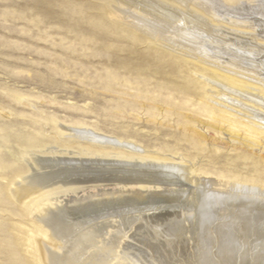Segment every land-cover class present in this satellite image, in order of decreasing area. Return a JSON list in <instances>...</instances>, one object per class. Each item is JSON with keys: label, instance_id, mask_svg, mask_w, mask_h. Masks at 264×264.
Masks as SVG:
<instances>
[{"label": "rangeland", "instance_id": "rangeland-1", "mask_svg": "<svg viewBox=\"0 0 264 264\" xmlns=\"http://www.w3.org/2000/svg\"><path fill=\"white\" fill-rule=\"evenodd\" d=\"M263 78L264 0H0V264H264Z\"/></svg>", "mask_w": 264, "mask_h": 264}, {"label": "bare ground", "instance_id": "bare-ground-1", "mask_svg": "<svg viewBox=\"0 0 264 264\" xmlns=\"http://www.w3.org/2000/svg\"><path fill=\"white\" fill-rule=\"evenodd\" d=\"M202 63V62H201ZM224 71V70H223ZM224 73V72H223ZM227 72H225V74H226ZM240 78H241V76H240ZM264 79V78H263ZM211 82V81H210ZM255 82H257V81H255ZM209 83V82H208ZM243 86V85H242ZM241 86V87H242ZM228 88V87H227ZM253 92V91H252ZM226 96V95H225ZM235 123H237V121H235ZM246 128H247V131H246V133H247V135H250L251 137H264V131L262 130V129H260L259 127H257V126H254V125H247V126H245ZM81 130V129H80ZM111 139V138H110ZM64 147V146H63ZM46 151V150H45ZM59 151V150H58ZM30 157V156H29ZM54 163V162H53ZM63 171V170H62ZM129 172V171H128ZM3 179V178H2ZM6 181V180H5ZM17 181V180H16ZM207 181V180H206ZM62 182V181H61ZM17 183V182H16ZM222 183H224V182H222ZM210 184V183H209ZM247 185V184H246ZM210 186V185H209ZM208 185H205V186H202L203 188L201 189V192H200V195H201V202H200V207H199V211H200V216L201 217H203L204 218V220L206 221V222H209L210 224H213L214 222H215V220H216V218H217V212H219V219H221L222 218V216H223V213L224 212H229V214H230V212L234 209H236L238 206H245L247 203H249V205H250V202H253L252 200H250V195H255V197H256V195L258 194V192L256 191H254V190H251L250 188H247V187H245V186H243V185H239V184H232V186L230 187V189H229V193H226V194H222V192L221 193H217V191L216 192H214V191H212V190H210V189H212V188H210ZM220 186H221V184H220ZM224 186H225V184H224ZM223 186V187H224ZM222 188V187H221ZM26 189V188H25ZM190 190V189H189ZM214 190V189H213ZM259 190V189H258ZM199 191V190H198ZM50 192V191H49ZM48 196V195H47ZM261 196V195H260ZM254 197V196H253ZM40 198V197H39ZM39 198H37V199H39ZM252 198V197H251ZM36 199V200H37ZM255 199V198H254ZM257 199V198H256ZM259 199V198H258ZM35 201V200H34ZM33 201V202H34ZM180 201V200H179ZM34 203H36V202H34ZM254 203V202H253ZM33 203H31V204H25V209H27V210H29L30 208H31V205H32ZM35 205V204H34ZM252 205V204H251ZM24 206V205H23ZM34 207V206H33ZM245 207H247V206H245ZM249 207V206H248ZM255 207H257V204H256V206ZM238 209V208H237ZM236 209V210H237ZM246 209H249V208H246ZM26 210V211H27ZM247 211V210H246ZM50 212V211H49ZM61 212V211H60ZM213 212V213H212ZM53 213V212H52ZM116 214V213H115ZM120 214V213H119ZM225 214V213H224ZM228 214V215H229ZM253 215H251V218H253L252 219V221H253V225H252V231H254L255 233H258V235L261 237V238H263V240L262 241H264V206L263 205H259L258 206V209H256L255 211H253V213H252ZM179 215V214H178ZM52 216V215H51ZM56 216V215H55ZM249 216V215H248ZM45 218V217H44ZM224 218V217H223ZM41 219V218H40ZM95 220V219H94ZM45 221V223H46V226L49 228V229H51L53 232H54V239L55 238H63L64 240H66L65 239V236H67V235H70V228H69V226L63 221V220H61V219H58V218H47V219H45L44 220ZM66 221V220H65ZM201 221H203V220H201ZM229 221H230V219H229ZM39 222V221H38ZM202 223H204V221L202 222ZM208 223V224H209ZM239 223V222H238ZM207 224V225H208ZM206 225V226H207ZM41 229V228H40ZM245 229V228H244ZM38 230V229H37ZM78 230V229H77ZM80 230V229H79ZM216 230V229H215ZM246 230V229H245ZM42 231V230H41ZM33 232H35V231H33ZM41 233V232H40ZM245 233V232H244ZM260 233V234H259ZM37 234V233H36ZM53 234V233H52ZM220 234V233H219ZM228 234V233H227ZM226 234V235H227ZM22 235V234H21ZM27 235V234H26ZM29 235V234H28ZM253 235V234H252ZM255 235H257V234H255ZM241 236H244V235H241ZM28 237V236H27ZM86 237V236H85ZM23 238V237H22ZM67 238V237H66ZM223 238V237H222ZM30 239V238H29ZM33 239V238H32ZM62 239V240H63ZM69 239H70V237H69ZM64 240L62 241V242H64ZM79 240V239H78ZM54 241V240H53ZM59 240L57 239V242H58ZM84 241V240H83ZM89 241V240H88ZM106 241H107V239H106ZM174 241V240H173ZM225 241V240H224ZM55 243V244H59V242L58 243ZM114 242V241H113ZM124 242V241H123ZM210 242V241H209ZM229 242V241H228ZM241 242V241H240ZM246 242V241H245ZM30 243V241L29 240H26L25 239V244H26V246L28 247V245L30 246L31 244H29ZM54 243V242H53ZM65 243V242H64ZM252 243V242H251ZM137 244V243H136ZM33 245V244H32ZM46 245V244H45ZM50 245V244H49ZM61 245V244H60ZM64 245V244H63ZM79 246V245H78ZM82 246V245H81ZM137 246V245H136ZM52 247V246H51ZM56 247V246H55ZM60 247V246H59ZM64 247V246H63ZM119 247V246H118ZM245 247V246H244ZM42 248H43V246H42ZM90 248V247H89ZM29 249V248H28ZM49 249H50V247H49ZM61 249H62V247H61ZM61 249H59V250H61ZM260 249V248H259ZM43 250V249H42ZM42 250H40V254H41V251ZM112 250V249H111ZM55 251H57V250H55ZM63 251V250H62ZM61 251V252H62ZM94 251V250H93ZM235 251V250H234ZM45 252V251H44ZM64 252H66V251H64ZM70 252V251H69ZM76 252V251H75ZM181 252V251H180ZM209 252V251H208ZM27 253H28V251H27ZM47 253V252H46ZM46 253H44V254H46ZM49 253H53L52 251L51 252H49ZM59 253V252H58ZM72 253V252H71ZM71 253H69V254H71ZM82 253V252H81ZM257 253V252H256ZM35 254H37V253H35ZM34 254V255H35ZM68 253H66V254H52L51 256H52V259L51 260H53V263L52 264H66V262H68L70 259H71V257L73 256V253H72V256H70ZM83 254V253H82ZM82 254H81V256H82ZM213 254V253H212ZM222 254V253H221ZM259 254V253H258ZM262 254V253H261ZM84 255V254H83ZM104 255V254H103ZM223 255V254H222ZM48 256V255H47ZM87 256V255H86ZM169 256V255H168ZM44 257V256H43ZM45 257H46V255H45ZM254 257V256H253ZM264 257V256H263ZM40 258V257H39ZM77 258V257H76ZM215 258V257H214ZM259 257H257V259H258ZM43 259V258H42ZM45 259V258H44ZM78 259H79V257H78ZM142 259V258H141ZM165 259V258H164ZM252 259V258H251ZM37 260V259H36ZM72 260H74V259H72ZM72 260H70V261H72ZM113 260H115V259H113ZM130 260V259H129ZM144 260V259H143ZM76 260H74V261H72L73 263L75 262ZM78 261V260H77ZM131 261V260H130ZM145 261V260H144ZM247 261V260H246ZM42 262V261H41ZM90 262V261H89ZM255 262H257L256 260H255ZM43 263H46V261L45 262H43ZM72 263V264H73ZM76 263V262H75ZM204 263V262H203ZM209 263V262H208ZM46 264H48V263H46ZM68 264V263H67Z\"/></svg>", "mask_w": 264, "mask_h": 264}]
</instances>
